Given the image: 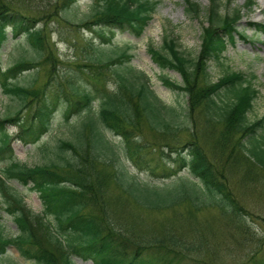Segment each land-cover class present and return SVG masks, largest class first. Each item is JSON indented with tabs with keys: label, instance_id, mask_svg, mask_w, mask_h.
<instances>
[{
	"label": "trees",
	"instance_id": "1",
	"mask_svg": "<svg viewBox=\"0 0 264 264\" xmlns=\"http://www.w3.org/2000/svg\"><path fill=\"white\" fill-rule=\"evenodd\" d=\"M77 1L62 0L56 9H69ZM211 1L205 10L207 25L202 27L197 55L182 50L176 40L168 36L160 48H149L161 67L163 82L187 95L186 105L181 102L174 105L164 102L150 87L145 72L133 64L131 46L116 50L114 55L102 45L112 41L116 28H131L141 34L157 8V0H94L88 21L82 24L93 29L103 42L89 41L85 47V68L76 65L66 69L64 80L56 77L58 57L53 52L48 54L49 44L43 29L32 25V19L13 5L0 0V52L10 38L9 26L13 36L26 31L27 42L33 49L32 57H21L6 70L1 67L0 53L2 91L20 99V107H7L5 114H0V161H7L4 169L7 178H16L23 184L32 182L44 205L43 213L34 212L24 198L0 178L1 194L19 227V234L8 238L0 225V255L6 252L9 243H17L21 254L37 264H76L75 256L91 259L94 264H171V259L163 254L154 259L142 255L145 247L166 244L165 237L139 238V247L132 255L119 250V242L127 240L130 229L128 231L106 207L104 183L107 177L113 178L128 200L147 209L161 211L188 202L196 211L217 207L224 214L239 215L242 208L231 194L221 164L234 168L240 161L247 169L255 167L264 172V116L255 120L249 117L258 92L253 84L256 75L228 69L218 81L211 78V63L224 65L227 44L235 41L238 21L242 18L239 8L224 13L218 0ZM253 3L248 0V4ZM185 6L192 18L200 17L204 11L193 0H185ZM258 28L264 31V24ZM107 29L110 34L106 33ZM39 59L50 64L48 78L42 86L35 87V81L29 85L15 81L25 71L37 67ZM86 69L88 77L98 79L107 75L115 84L113 91L102 94L97 108L93 106L91 91L82 87V74H86ZM169 70L177 71L180 80H172ZM56 81L59 93L68 96L63 111L66 137L48 144L47 150L54 156L50 163L30 167L14 157L13 137L6 125H18L16 137L25 142L39 139L42 129L48 130L55 110L56 95L50 89ZM33 101L36 105L30 121L20 114ZM181 116L183 120L179 119ZM196 116L210 129L208 136H212L216 147L211 154L204 150L197 137L181 147L167 144L168 148L161 149L160 153L161 160L168 157L169 165L164 167L161 173L164 180L160 183L142 179L122 163V155L139 163L136 160L141 158L140 150L147 147V141L141 143L143 138H138L143 137L138 135L143 132V124L164 137L183 130L195 135ZM109 131L120 136L122 142L114 143L108 137ZM107 169L109 174L105 172ZM152 170L155 172L154 167ZM183 170L187 173L180 174ZM165 179L170 183L184 181L169 188ZM94 205L96 214L89 212ZM113 224L119 231L114 233ZM167 240L169 247H187L177 235Z\"/></svg>",
	"mask_w": 264,
	"mask_h": 264
},
{
	"label": "rangeland",
	"instance_id": "2",
	"mask_svg": "<svg viewBox=\"0 0 264 264\" xmlns=\"http://www.w3.org/2000/svg\"><path fill=\"white\" fill-rule=\"evenodd\" d=\"M62 0H5V4L14 6L23 15L36 19V25L43 27V35L48 40L59 57L57 62L56 73L64 80L63 72L68 67L85 63L87 51L84 49L88 40H94L99 43L96 32L91 29H85L79 22L87 18L92 11L94 0H79L73 7L64 10H57ZM247 0H220L224 11H232L238 7H244ZM255 5L251 10L243 9L242 24L245 26L249 21H264V0H255ZM198 2L207 8L209 0H198ZM72 20V22L69 21ZM203 20V18H202ZM202 20L191 18L185 12L184 0H160V5L154 18L149 23L145 33L136 38L132 32H123L116 30L111 46L105 49L109 53L121 46L130 43L134 45L135 53L134 64L137 68L145 70L151 77V86L157 94L168 104L181 102L186 105L187 97L183 92L175 91L162 82L159 66L153 62L149 48L160 47L166 36L175 38L183 49L188 50L196 55L201 44V26ZM76 22L78 24H74ZM249 40L238 38L234 45H229L226 51L227 60L224 65L217 62L211 63L210 72L214 82L229 69L234 71H244L248 75L253 73L256 78L253 80L259 94L254 100L253 109L250 111L252 119H260L264 116V34L255 35L252 30H248ZM20 42L16 40L9 41L3 48L2 58L3 65L9 67L21 57L30 58L33 56V49L27 42V37H21ZM107 45V44H106ZM35 55V54H34ZM38 67L22 74L15 81L20 85H29L35 81L34 86H42L48 78L47 70L50 65L47 60L40 59ZM171 75L178 78L175 71ZM87 76V75H86ZM83 79L84 85L93 90L97 100L105 91L113 87L110 86L108 79L104 81V76L99 80L89 78ZM58 82L52 85L54 94H58ZM83 87V86H82ZM111 87V88H110ZM67 92H70L66 90ZM65 99V97H62ZM61 99L55 117L49 130L45 132L42 139L36 144H27L20 140L13 142L15 155L21 161L28 165L43 164L50 162L54 157L50 149H45V143L54 144L60 139L66 137V127L60 122L61 111L66 103ZM20 99L6 96L0 87V113L4 114L7 107L18 106ZM35 102L29 105L27 109L22 110L24 115H32L35 111ZM21 114V116H22ZM183 120V116L179 118ZM144 142L147 141V147L140 150V157L136 161V166L132 161H127L132 172L140 175L142 179L157 181L160 183L161 173L165 166L169 164L166 160H161L160 150L166 149L167 144L172 147H181L186 141L198 138L199 143L204 150L212 153L216 149L212 136H208L210 129H207L200 118L196 116L197 132L190 135L186 130L180 131L173 136L164 137L159 133L147 128L143 124ZM17 130L16 127L10 128L11 132ZM112 139L118 143L120 137L114 133H108ZM172 138L174 141H169ZM141 142V143H144ZM137 158V157H135ZM141 161V162H140ZM234 168L229 165H222L221 170L227 180L231 194L242 208L239 215L233 213L224 214L217 207L203 208L195 210L190 203L184 202L173 208L163 210L147 209L132 200H128L122 190L116 185L113 178L107 177L104 183V200L109 212L115 216L124 227L130 229L127 240H122L119 250H123L128 255L135 253L136 247L142 237L148 238L152 235L155 237H165L166 244L163 246L145 247L142 255L154 259L164 255L171 259V264H264V172L257 168H248L241 165L238 161ZM5 162L0 163V173ZM143 166V167H141ZM154 167L155 172H153ZM257 169V170H256ZM109 169L105 172L109 174ZM187 173V170H185ZM247 171H250L249 173ZM256 171L261 172L256 174ZM184 173V170L181 172ZM184 180H175L173 183L168 182L169 188H174ZM11 184L23 194L25 202L38 213L43 212V204L36 191L30 190V187L20 185L16 180ZM166 185V186H167ZM96 206H91L89 212L96 214ZM1 227L3 233L8 236H16L19 233L13 216L3 212ZM114 225V224H113ZM119 231L114 225L113 231ZM126 230V229H125ZM153 233V234H152ZM177 235L186 242L187 247L176 246L169 247L168 237ZM144 240V239H143ZM78 264H94L92 260L77 258ZM0 264H36L32 260L22 256L15 245H11L8 252L0 256Z\"/></svg>",
	"mask_w": 264,
	"mask_h": 264
}]
</instances>
